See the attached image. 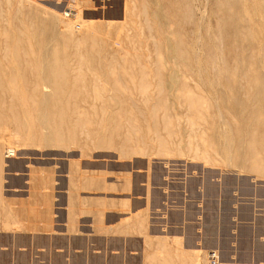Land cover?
Listing matches in <instances>:
<instances>
[{
    "label": "rangeland",
    "instance_id": "rangeland-1",
    "mask_svg": "<svg viewBox=\"0 0 264 264\" xmlns=\"http://www.w3.org/2000/svg\"><path fill=\"white\" fill-rule=\"evenodd\" d=\"M8 1L0 0V66H22L30 86L12 92L0 83V264H197L195 249L205 247L203 264H213L211 250L220 252L217 264H264V147L257 149L262 166L255 169L246 142V132L255 128L252 112H264V30L258 24L246 28L239 8L233 9L238 18L232 15L235 24L222 33L220 62L210 57L211 42L217 41L206 36L208 27L217 28L215 0H177L182 15L168 19L165 34L182 41L183 53L197 52L206 74L200 78L179 65L187 86L173 99L161 83L176 65L163 64L170 49L159 45L156 26L164 16H153L148 0ZM161 2L166 7L169 0ZM76 10L83 22L70 34L71 41L83 37L79 49L76 41L66 45L56 21L75 20ZM13 33L23 36L25 50H13ZM56 50L68 82L84 74L88 85L103 83L86 89L87 98L74 104L88 114V132L112 112L121 114V132L107 129V143L82 127L78 137L70 136L76 123L70 110L62 115L65 139L49 147L43 140L41 98L51 89L37 82V65L26 63L36 64L32 59L44 60L46 54L50 59ZM140 65L148 74L146 87L140 86ZM9 74L0 79L10 80ZM110 82L119 92L108 91ZM189 93L200 98L199 115L183 98ZM25 96L30 102L20 104ZM55 111L50 109L56 126ZM165 112L173 117L170 129ZM128 133L143 152H122ZM225 133L234 142L230 157L224 153ZM9 146L16 157L5 158ZM167 233L182 237L169 239Z\"/></svg>",
    "mask_w": 264,
    "mask_h": 264
},
{
    "label": "bare ground",
    "instance_id": "bare-ground-1",
    "mask_svg": "<svg viewBox=\"0 0 264 264\" xmlns=\"http://www.w3.org/2000/svg\"><path fill=\"white\" fill-rule=\"evenodd\" d=\"M10 1V0H9ZM8 1V2H9ZM130 1V0H129ZM162 0H148V2H149V5L152 7L151 8V14H153V16H155V17H160V16H164V18H163V22L165 23H161V22H159V24L157 25V23L155 24V26H156V29L157 28H159V34L158 35H160L159 36V40H161V44H159V45H165V46H167V48L166 49H170V51L169 50H165V46L163 47L164 48V50L165 51H169L168 52V54H164L165 56H167L166 58H165V56H163V60H164V62H163V64L164 65H167V66H169L168 65V63H170V61H174V64H176V65H174V66H170L169 67V71L168 72H170L167 76H162V79H163V81L161 82V83H164V85H165V87L168 89V94L169 95H171L170 97H173V99L175 98V97H178V93H177V91L178 90H180L181 88L183 89L184 87H186L187 85H186V81L180 76V74H179V65H181L182 66V64H184V65H186V67H188L189 69H191V70H193L194 72H196L197 74H199L200 75V78H201V76H204V74H206V68H205V65L203 64V61H201V58L200 57H198V55H197V52H195L194 51V53L195 54H193V51H192V54L193 55H191L190 54V52L189 53H183V51H182V41L181 40H178V41H175V40H173V37L171 38V36H172V34H171V36H169V34H167V33H169V31H166V23H169V20H170V18L171 17H175L176 18V15H177V17L178 16H181L179 13H181V11L179 12V8H181V7H179L180 5H179V2H177V0H169V2H168V4H167V6L164 8L163 7V4H162V2H161ZM186 1V0H185ZM190 1V0H189ZM90 2V1H89ZM191 2V1H190ZM85 3V2H84ZM96 3V2H95ZM98 3H100V2H98ZM147 3V2H146ZM264 3V2H263ZM114 4V2L112 3V5ZM141 4H143V3H141ZM214 4V10H213V12L215 11V14H216V18H217V22H216V26L215 27H217V28H214V29H212V27H208L207 29H206V31L208 30V32H207V34L208 35H206L207 37H208V39L209 40H211V39H213L212 41L213 42H215V41H217V42H215L214 44H212V42H211V49H210V45H209V49L211 50V55H210V57H217L218 58V55L220 56L221 55V53H222V51H221V45H220V43L222 44V42H221V40H222V38H221V36L223 37V32L224 31H226V30H228V28L234 23L235 24V22H234V19H233V17H232V11H234L233 9H235V8H239V15H238V17H236L235 15H233L234 17H236V18H238L239 20H240V18H241V21H244V24H245V26H247L246 28H253V26H254V24H258L259 25V30L260 31H263L264 30V17L263 18H261L262 16H263V12H264V6H262V3H261V1L260 0H215V2L213 3ZM110 5V4H109ZM146 5V4H145ZM147 5H148V3H147ZM165 5V4H164ZM71 6V5H70ZM95 6V9H96V4L94 5ZM149 6V7H150ZM112 8H113V6H112ZM189 8V7H188ZM79 9V8H78ZM164 9V10H163ZM150 10V9H149ZM184 10V9H183ZM195 10H196V8H195ZM75 11V10H74ZM133 11H134V9H133ZM132 11V12H133ZM188 11V10H187ZM189 12V11H188ZM235 12V11H234ZM143 13H145V12H143ZM189 14H191V13H189ZM189 14L187 15V16H189ZM81 11L80 10H76V12H75V14L73 15V17L74 18H76L75 20L74 19H69V20H63V19H60L59 18V20H56V17L54 18L56 21H58L59 22V24H60V26H61V31H62V35L65 37V39H66V45H68L69 43H71V42H75L77 45H76V47L79 45V43H82V41L84 40L83 39V37L81 38V39H83V40H81V39H79V40H74L73 41V39H72V41H71V34L70 33H72V32H75V29L76 28H78V27H80V26H82V23H80V21H81ZM144 15V14H143ZM206 15V14H205ZM192 16V15H191ZM59 17V16H58ZM57 17V18H58ZM116 17V16H115ZM146 17V16H145ZM183 17V16H182ZM51 18V17H50ZM147 18V17H146ZM145 18V19H146ZM166 18V19H165ZM178 18H180V17H178ZM177 18V19H178ZM188 18V17H187ZM164 19L166 20V22L164 21ZM169 19V20H168ZM172 19V18H171ZM44 20V19H43ZM54 20V21H55ZM146 20H148V19H146ZM180 20V19H179ZM179 20H178V23H179ZM150 21V20H149ZM172 21V20H171ZM188 21V20H187ZM57 22V23H58ZM81 22H83V21H81ZM150 22H156V21H150ZM158 22V21H157ZM173 22H177V21H173ZM49 23H51V22H49ZM113 23V22H112ZM161 23V24H160ZM172 23V22H171ZM170 23V24H171ZM237 23V22H236ZM33 24V23H32ZM58 24V25H59ZM81 24V25H80ZM114 24V23H113ZM153 24V23H152ZM164 24V25H163ZM233 24V25H234ZM192 25V24H191ZM237 25V24H236ZM239 25V24H238ZM241 25V24H240ZM44 26V25H43ZM168 26H170V25H168ZM199 27H200V29H201V26L200 25H198ZM53 27V26H52ZM147 27H149V26H147ZM150 27H152V26H150ZM149 27V28H150ZM239 27V26H238ZM170 28V27H169ZM168 28V29H169ZM233 28V27H232ZM37 29V28H36ZM80 29V28H79ZM86 29V28H85ZM109 29V28H108ZM144 29V28H143ZM233 29H235V28H233ZM215 30V31H214ZM245 30V29H244ZM20 31V30H19ZM157 31H158V29H157ZM191 31V30H190ZM200 31V30H199ZM234 31V30H233ZM232 31V32H233ZM241 31V30H240ZM250 31V30H249ZM40 32V31H39ZM79 32H80V30H79ZM165 32H167L166 34H165ZM173 31L171 30V33H172ZM258 32V31H257ZM55 33V32H54ZM117 33V32H116ZM250 33H253V29L250 31ZM237 34V33H236ZM238 35V34H237ZM249 35V34H248ZM226 36V35H225ZM23 36L21 35V34H14L13 33V37H11L12 39H13V44H12V48H13V50L14 51H16V52H18L19 50H25V48H26V44H25V42H24V40H23V38H22ZM7 39H9V37H7ZM64 39V38H63ZM75 39V38H74ZM190 39V38H189ZM221 39V40H220ZM81 40V41H80ZM129 40H131V39H129ZM236 40V39H235ZM154 41V40H153ZM157 41V40H156ZM224 41V40H223ZM40 42V41H39ZM74 43V44H75ZM149 43V42H148ZM220 45V47L217 45ZM40 44H41V42H40ZM36 45V44H35ZM158 45V46H159ZM162 45V46H163ZM238 45V44H237ZM47 46V45H46ZM82 46V45H81ZM229 46H230V43H229ZM232 46V45H231ZM5 47V46H4ZM38 47V46H37ZM155 47H156V45H155ZM48 48V47H47ZM162 48V47H161ZM162 48V49H163ZM257 48V47H256ZM78 49H79V46H78ZM158 49V48H157ZM228 49H229V47H228ZM233 49V48H232ZM235 49V48H234ZM47 50V49H46ZM147 50V49H146ZM195 50V49H194ZM261 50H262V48H260L259 46H258V54H261ZM41 51V50H40ZM51 51V50H50ZM164 51V52H165ZM207 51V50H206ZM221 51V52H220ZM79 52V51H78ZM47 53H48V51H47ZM77 53V52H76ZM220 53V54H219ZM232 53V52H231ZM44 54V53H43ZM45 54H46V52H45ZM229 54V53H228ZM46 55H48V54H46ZM42 56L43 58H47L48 56ZM76 55V54H75ZM74 55V56H75ZM113 55V54H112ZM13 56V55H12ZM222 56H224V55H222ZM239 56V55H238ZM62 57L63 56H61V54H60V52H59V50H56V51H54V53H53V55L51 56V58L50 59H44V60H36V59H32V61H35L36 62V64H32V62H31V60L30 59H25V60H27V62H28V64L26 63V66L27 65H29V66H31V65H37V70L35 71V76L37 77V82H41V81H43V83H44V85H45V88L46 89H51L50 91H46V92H44L45 94L42 96V98H41V108H42V110H41V115H40V128L42 129V138H43V140L46 142V145H48V147H49V145H51V146H53V145H55V143H61L65 138H63V127H65V125H64V123H65V121H67V120H65V110L67 111V110H70V111H72V113L70 114V112H69V114H70V117H72V118H74L75 119V122L76 123H74V126L75 127H72L71 129H74L72 132H71V134H70V136H73V137H76V135H77V132H78V129L80 128V127H82V128H84L85 129V125H89L90 124V119L88 118L89 116H88V114L87 113H84L85 112V110H83V112H82V109H79V107H77V105H76V107H75V105L74 104H76L77 103V98H79V97H84V98H87V96L89 95V93L90 92H88L86 89H88V88H97L100 84V82H101V80H100V82H98V83H96V80H99V79H93V80H95V81H92V82H94V83H92L91 85H88V84H86V83H84V81H85V76H84V74L82 75L80 72V74H81V76H79L78 74L76 75L77 77L76 78H74V77H70L71 78V81L70 82H68V80L66 79V78H63V76L65 75V72H64V70L63 69H65L62 65H64V63L61 65V60H62ZM65 57V56H64ZM115 57V56H114ZM263 57V56H262ZM42 58V59H43ZM225 58V57H224ZM223 58V59H224ZM75 59H76V57H75ZM150 59V58H149ZM157 59V58H156ZM219 59V58H218ZM217 59V60H218ZM220 59H221V57H220ZM219 59V60H220ZM232 60V59H231ZM238 60V59H237ZM12 61V59L10 60V62ZM15 61H17V60H15ZM19 61V60H18ZM22 61V60H21ZM76 61V60H75ZM109 61V60H108ZM222 60H220V62H221ZM24 62V61H23ZM99 62V61H98ZM215 61H213V63H214ZM218 62V61H217ZM220 62H218V64L220 63ZM227 62H228V59H227ZM22 63V62H21ZM110 63V62H109ZM224 63H226V61L225 62H223V64ZM230 63H231V61H230ZM9 64V63H8ZM18 64V63H17ZM80 64V63H79ZM100 64V63H99ZM172 64H173V62H172ZM171 64V65H172ZM217 63H215V65H216ZM221 64V63H220ZM3 65H5V64H3ZM112 65V64H111ZM237 65V64H236ZM8 65H6V66H0V78L1 77H5V76H7L9 73H8V71L10 72V74L9 75H11L12 76V78L10 79V80H8V81H6L5 80V78H2V79H0L1 80V85L3 86V87H6V89H11V91H12V89H14L15 91H17V90H21V91H24V88H26V86H30V83H28L27 82V76L25 75V73H27L26 71H28V70H24L23 68H17V66L16 65H14L12 68H10V69H8V67H7ZM25 66V67H26ZM115 66V65H114ZM119 66H121V65H119ZM141 66V65H140ZM219 66V65H218ZM222 66V65H221ZM220 66V67H221ZM5 67L7 68V70L5 69ZM19 67V66H18ZM100 67V66H99ZM207 67V66H206ZM225 67H227V66H225ZM120 68V67H119ZM142 68V69H141ZM141 71H140V69H139V73L141 74L140 75V82H141V80L143 81V83H139L140 84V86L141 87H146L147 85H146V83H144V81H147V78H148V74H147V72L146 71H144V68L141 66ZM163 68V67H162ZM178 68V69H177ZM208 68V67H207ZM222 68V67H221ZM228 68H229V66H228ZM228 68H227V70H228ZM121 69H122V67H121ZM134 69V68H133ZM217 69L220 71H222V73L224 72L222 69H219V67H217ZM226 69V68H225ZM80 70V69H79ZM83 70V69H82ZM81 70V71H82ZM208 70V69H207ZM217 70V71H218ZM65 71H69L68 70V68L65 70ZM156 71H158V70H156ZM216 71V70H215ZM221 71H220V73H221ZM242 71V70H241ZM160 72V71H159ZM213 72V71H212ZM229 72V71H228ZM230 72H231V70H230ZM8 73V74H7ZM74 73V72H73ZM94 73V72H93ZM111 73V72H110ZM196 74V75H197ZM230 74V73H229ZM237 74V73H236ZM119 75H121L120 74V72H119ZM222 75V74H221ZM72 76V75H71ZM93 76V75H92ZM104 76V75H103ZM107 77H110V75L109 74H107L106 75ZM8 77V76H7ZM81 78L82 79V82L81 83H78L77 82V78ZM117 77V76H116ZM189 77V76H188ZM198 77V76H197ZM210 77H212V76H210ZM226 77V76H225ZM74 78V79H73ZM93 78H95V76L93 77ZM119 79L121 78V76H119L118 77ZM199 78V79H200ZM73 79V80H72ZM80 79V80H81ZM104 79V78H103ZM113 79H115V77L113 78ZM118 79V80H119ZM122 79V78H121ZM120 79V80H121ZM161 79V80H162ZM219 79V78H218ZM221 79H222V77H221ZM228 79V78H227ZM231 80H232V78H230ZM106 80V79H105ZM109 80H111V79H109ZM123 80V79H122ZM201 80V79H200ZM213 80V79H212ZM211 79L210 80H207L208 81V83H212L213 81H212ZM206 81V80H205ZM228 81H230V80H228ZM34 82V81H33ZM66 82H68V83H70V85L68 86V87H66ZM233 82V81H232ZM28 83V84H27ZM96 83V84H95ZM102 83V82H101ZM104 83H105V81H104ZM111 84H110V86H109V88L110 89H108V91L109 90H114V92L117 90L116 88H117V85L115 84V85H113L115 82H110ZM230 83H231V81H230ZM39 84V83H38ZM98 84V85H97ZM103 84V83H102ZM105 84H107V80H106V83ZM229 84V83H228ZM232 84V83H231ZM33 85V84H32ZM43 85V86H44ZM113 85V86H112ZM114 87V89H112V87ZM34 87V86H33ZM1 88V87H0ZM99 88H101V89H99L100 91L102 90V88L103 87H99ZM108 88V87H107ZM142 89V88H141ZM4 90V89H3ZM29 90V89H28ZM94 90V89H93ZM104 90V89H103ZM118 90H119V88H118ZM146 91V90H145ZM13 92V91H12ZM19 92V91H18ZM94 92V91H93ZM116 92H119V91H116ZM191 92V91H190ZM24 93V92H23ZM104 93V92H103ZM113 93V92H112ZM121 93V92H120ZM166 93L167 92H165V95H166ZM93 94V93H92ZM99 96H100V93H97ZM25 95V94H24ZM31 95V94H30ZM94 95V94H93ZM101 95L103 96V94L101 93ZM122 95V94H121ZM101 96V97H102ZM17 97V96H16ZM27 96H25L23 99H22V97H20L21 98V100H18L19 101V103L20 102H24L25 104L27 103L28 104V102H30V100L29 99H25ZM31 97H32V95H31ZM105 96H103V98H104ZM108 97V96H107ZM264 97V96H263ZM19 98V99H20ZM83 98V99H84ZM93 98H94V96H93ZM183 98L187 101V103L189 104V108H191V111L193 110L194 111V114H196V115H199V110H200V106H201V101H200V98L198 97V96H196V95H193V94H185L184 96H183ZM18 99V98H17ZM37 99V98H36ZM95 99V98H94ZM93 99V100H94ZM264 99V98H263ZM23 100V101H22ZM86 100V99H85ZM102 100H104V99H102ZM157 100V99H156ZM256 100V99H255ZM88 101V100H87ZM134 101V100H133ZM254 101V100H253ZM93 102V101H92ZM258 102V101H257ZM35 103V102H34ZM94 103V102H93ZM92 103V105H94ZM20 104H23V103H20ZM83 104V103H82ZM84 105V104H83ZM27 106V105H26ZM29 106V105H28ZM118 106V105H117ZM52 107H55V112L54 113H59V115H58V117L60 118V120H59V122L57 123V125L55 126V124L53 125V121H55V118L57 117L56 115H54V116H51L52 115V113L50 114V109L52 108ZM96 107V106H95ZM82 108V107H81ZM120 108V107H119ZM118 108V109H119ZM151 108H154V106L153 107H151ZM28 110H30L29 109V107L27 108ZM84 109V108H83ZM165 109H167L166 111L168 112V110L169 109H171V107H168V105H167V107H165ZM63 110H64V116H62L63 115ZM117 110V109H116ZM127 110V109H126ZM238 111V110H237ZM254 111V110H253ZM256 111H257V109H256ZM52 112V111H51ZM88 112V111H87ZM167 112H165V116H164V118H165V120L167 121L166 123H167V126H168V128H169V123H168V121H171L172 119H173V117H172V115H169V114H166ZM219 112V111H218ZM24 113H26V111H24ZM30 114H31V112H29ZM53 113V114H54ZM84 113V114H83ZM128 113V112H127ZM127 113H125V114H127ZM169 113V112H168ZM30 114H29V116H30ZM251 114V113H250ZM26 115V114H25ZM24 115V116H25ZM120 113H117V112H112L111 114H109V115H107L106 117V119H105V122L103 123H99L97 126H99L98 127V129L97 130H91V131H89L88 132V128H87V135L89 136L90 135V137L91 136H94V139H95V136H100L101 138H103L102 140H103V142L105 143L106 142V133H107V129H114L113 131L117 134H120L119 132H121L120 131V127H121V121H120V119H121V117H120ZM220 115V114H219ZM256 115V116H255ZM20 116V115H19ZM22 116V115H21ZM127 116V115H126ZM221 116V115H220ZM255 116V121L256 122H254L253 121V123H254V125H255V128H253V130L251 129L250 131L248 130H245V131H247L246 133H247V135H248V138H247V140H246V142H247V146H248V150L250 151L249 153L251 154V156H252V159L254 158V161L252 162V164H251V166L250 167H252V168H255V169H257V168H261V166H262V162L260 161V159H258L257 157H258V153H260L259 151H257V149H258V147L260 148V149H262L263 147H264V112L262 111H258L256 114L254 113V112H252V114H251V117H254ZM27 117V116H26ZM129 117V116H128ZM22 118V117H21ZM39 118V117H38ZM134 118V117H133ZM102 119V118H101ZM131 119H132V117H131ZM22 120V119H21ZM20 120V121H21ZM56 120H58V119H56ZM103 120V119H102ZM146 120V119H145ZM72 121V120H71ZM74 121V120H73ZM72 121V122H73ZM101 121V120H100ZM27 122H29V126H30V122H31V120L30 121H27ZM69 122V121H68ZM172 122V121H171ZM133 123V122H132ZM256 123V124H255ZM24 124V123H23ZM171 124V123H170ZM251 124V123H250ZM27 125V126H28ZM73 125V124H72ZM79 127H78V126ZM130 123H129V127H130ZM135 124H132V128H134V129H136L135 128V126H134ZM17 126V125H16ZM27 126H25V127H27ZM97 126H96V128H97ZM172 126V125H171ZM114 127V128H113ZM248 127V126H247ZM69 128H70V126H69ZM69 128H66V131L69 129ZM95 128V129H96ZM138 128V127H137ZM167 128V129H168ZM65 129V128H64ZM170 129V128H169ZM19 130V129H18ZM38 130H40V129H38ZM70 130V129H69ZM129 130V129H128ZM65 131V132H66ZM71 131V130H70ZM83 131V130H82ZM132 131V130H131ZM112 132V131H111ZM172 131H170V133H171ZM240 132H241V130H240ZM242 132H243V130H242ZM37 133V132H36ZM36 133H34V134H36ZM80 133V132H79ZM109 133V132H108ZM107 133V134H108ZM126 133V132H125ZM244 133V132H243ZM33 134V133H32ZM65 135H68V134H66L65 133ZM139 135V134H138ZM108 136V135H107ZM115 136V135H114ZM128 136H133V135H130L129 133L127 134V137L124 139V143H123V149H122V152L126 155H132V154H136V153H141V152H143L144 150L142 149V148H140L138 145L136 146L135 144H134V141L132 140L133 138H131V137H128ZM30 137V136H29ZM77 137H78V135H77ZM120 138L119 139H121V136H119ZM123 137V136H122ZM125 137V136H124ZM134 137V136H133ZM243 137V136H242ZM41 138V139H42ZM68 138H69V136H68ZM88 138V137H87ZM97 138V137H96ZM115 137H113V139H114ZM136 138V137H135ZM141 138V137H140ZM223 138H224V153H227L226 155L227 156H229L230 155V153L232 152V147L234 146L233 145V141L231 140L230 141V138H229V136H228V134L227 133H225L224 134V136H223ZM244 138V137H243ZM74 139V138H73ZM137 139V138H136ZM105 140V141H104ZM123 140V139H122ZM98 141V140H97ZM100 141V140H99ZM108 141V140H107ZM120 141V140H119ZM189 141V140H188ZM121 142V141H120ZM119 142V143H120ZM103 143V144H104ZM107 143V142H106ZM45 145V146H46ZM112 145V144H111ZM120 145V144H119ZM243 146H244V143H243ZM166 147V146H165ZM120 149H121V147H119ZM119 149V150H120ZM245 149H247V148H245ZM116 151V150H115ZM243 151V150H242ZM241 151V152H242ZM114 152V151H113ZM121 152V153H122ZM16 154H18L17 153V150L15 149V147H13V146H9V147H7L6 148V151H5V158H14V157H16L15 155ZM119 154V153H118ZM14 156V157H13ZM231 156V155H230ZM229 156V157H230ZM261 156V155H260ZM245 158V157H244ZM231 159V158H230ZM229 159V160H230ZM248 160V159H247ZM5 164H9V162L10 161H8L7 159H5ZM246 163V162H245ZM247 164V163H246ZM26 166V165H25ZM21 168V167H20ZM251 168V169H252ZM7 170H9V169H7ZM22 171V170H21ZM134 200V199H133ZM132 200V201H133ZM135 201V200H134ZM184 230V229H183ZM183 232V231H182ZM161 233V232H160ZM165 233V232H164ZM185 233V232H184ZM175 234V233H174ZM171 235V234H169V233H167V236L169 237V239L170 238H180V237H182V236H179V235ZM177 234V233H176ZM166 236V237H167ZM159 238V237H158ZM179 241V240H178ZM201 242V241H200ZM212 243V242H211ZM210 243V244H211ZM201 247H202V245H201ZM209 248H211V247H209ZM209 248H208V250H209ZM205 249H206V247L205 248H197V249H195L196 250V253H195V255H196V260H197V264H203L202 263V258L205 256V254H204V251H205ZM213 249H216V248H214L213 247ZM211 250V249H210ZM208 253H210L209 251H208ZM209 260H210V257L208 258ZM211 262V261H210ZM217 262H218V257H217ZM217 264V263H216Z\"/></svg>",
    "mask_w": 264,
    "mask_h": 264
},
{
    "label": "built area",
    "instance_id": "built-area-1",
    "mask_svg": "<svg viewBox=\"0 0 264 264\" xmlns=\"http://www.w3.org/2000/svg\"><path fill=\"white\" fill-rule=\"evenodd\" d=\"M219 255H220V252L218 250H211L210 251L209 256H210L211 262L213 264L217 263V257H219Z\"/></svg>",
    "mask_w": 264,
    "mask_h": 264
}]
</instances>
